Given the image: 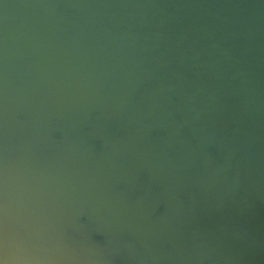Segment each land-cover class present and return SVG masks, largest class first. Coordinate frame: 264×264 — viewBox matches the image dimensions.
<instances>
[{"label": "bare ground", "instance_id": "1", "mask_svg": "<svg viewBox=\"0 0 264 264\" xmlns=\"http://www.w3.org/2000/svg\"><path fill=\"white\" fill-rule=\"evenodd\" d=\"M0 264H264V0H0Z\"/></svg>", "mask_w": 264, "mask_h": 264}]
</instances>
